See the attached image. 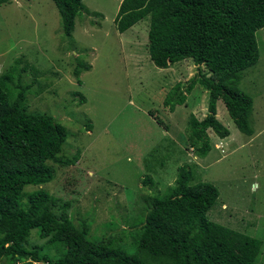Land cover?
Listing matches in <instances>:
<instances>
[{
    "label": "rangeland",
    "instance_id": "obj_1",
    "mask_svg": "<svg viewBox=\"0 0 264 264\" xmlns=\"http://www.w3.org/2000/svg\"><path fill=\"white\" fill-rule=\"evenodd\" d=\"M119 1L82 0L88 11L74 17L71 37L62 34L51 0L0 4V75L24 67L25 111L47 113L62 124L63 155L78 153L68 167L49 162L53 179L24 186L22 204L28 193L45 190L69 202L67 216L75 228H85L88 240L131 255L143 197L163 193L184 165L191 170L189 183L208 182L217 190L207 219L261 239L258 261L264 264V26L254 33L258 60L237 85L252 100L253 132L241 133L218 98L216 118L228 135L219 138L207 129L210 148L200 157L187 143L186 127L189 114L201 119L206 113L207 90L194 84L172 111L162 103L196 66L184 59L155 67L147 52V17L121 33L115 29ZM77 62L89 68L75 77ZM145 174L152 188L141 183ZM40 243L31 231L28 244Z\"/></svg>",
    "mask_w": 264,
    "mask_h": 264
},
{
    "label": "trees",
    "instance_id": "obj_2",
    "mask_svg": "<svg viewBox=\"0 0 264 264\" xmlns=\"http://www.w3.org/2000/svg\"><path fill=\"white\" fill-rule=\"evenodd\" d=\"M51 1L62 34L71 37L74 17L88 9L82 0ZM146 17L147 52L155 67L184 59L196 66L183 87L172 86L163 105L172 111L183 104L194 84L207 90L204 116L187 119L188 145L203 157L210 148L207 129L219 138L228 135L216 118L218 98L235 127L251 135L252 100L237 85L258 60L254 33L264 26V0H120L113 23L121 33ZM88 68L77 62L73 74ZM14 69L0 75V264H260L261 239L207 219L217 190L208 182L189 183L191 170L184 165L163 193L143 197V221L131 255L88 240L85 228H75L67 216L69 202L45 190L28 193L23 205L24 186L53 179L49 162L68 167L78 153L63 155L62 124L47 113L25 111L29 85L20 82L25 68ZM140 181L153 186L148 174ZM31 231L42 243L28 244Z\"/></svg>",
    "mask_w": 264,
    "mask_h": 264
}]
</instances>
